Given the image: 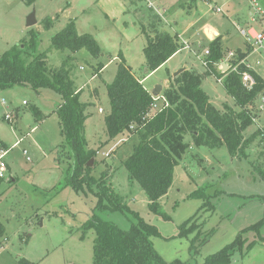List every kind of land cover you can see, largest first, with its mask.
Wrapping results in <instances>:
<instances>
[{"label": "rangeland", "instance_id": "1", "mask_svg": "<svg viewBox=\"0 0 264 264\" xmlns=\"http://www.w3.org/2000/svg\"><path fill=\"white\" fill-rule=\"evenodd\" d=\"M92 2L35 0L26 5L21 0H0V56L13 45L28 40L30 30L37 34V52L47 50L52 35L69 19L74 22L76 19L80 30L95 34V40L102 47L98 58H93L85 49L47 51L49 67L59 66L64 58L73 55L71 78L80 90V101L89 104L85 109L88 113L84 121L85 149L93 150L94 154L77 166V176L73 175L72 161L67 156L70 145L60 134L54 111L62 103L61 95L50 88L37 91L21 85L0 88V148L4 143L3 148L7 150L6 171L0 182V220L5 237L0 245V264H91L95 233L85 227L90 220L109 222L120 230H129L132 223L131 217L119 208L99 207V198L108 205L111 193L157 228L160 236H153L151 240L165 260L178 258L186 264H201L232 242L243 229L264 217V182L252 167V163L256 165L264 158V106L243 132L245 137L257 131L262 133L246 148V158L230 156L225 145L215 148L195 145L191 134H185L189 148L174 167L172 184L160 200L169 216L162 218L149 210L140 184L129 179L123 164L139 141L138 134L124 131L112 139L106 135L104 116L109 111L106 84L112 81L120 62L117 58L108 62L115 51L112 44H125L133 69L139 76L144 75L145 38L136 35L125 41L119 34L120 24L131 23V18L141 23H148L156 16L161 19L160 11L165 15V23L162 25L160 20L157 28L169 33L181 32V41L189 47L178 38L180 49L166 60L168 63L146 75L141 82L144 88L152 93L154 86L160 84L162 95L174 86L173 73L184 68L183 71L198 74L200 88L217 109L222 111L227 104L238 110L225 91L224 76L216 80L217 73L227 68L217 65L211 73L200 59L209 43L201 27L206 23L220 34H226L228 39L223 45V56H226L238 46L249 47L240 28L250 23L255 29L264 30V15L255 14V21H250L251 0H180L177 3L129 0L130 14L117 23L106 20ZM191 2L196 6L195 22L190 17L192 12L186 11L191 8ZM257 2L264 8V0ZM216 7L221 11L217 12ZM82 8H85L83 13ZM31 12L36 23L26 27ZM47 16H57L48 29L41 23ZM137 30L140 31L139 25ZM205 33L209 38L215 36L213 30L206 29ZM249 59L255 72L264 79V41L263 48L252 53ZM99 64L106 65L98 73ZM257 103L258 98H254L253 110ZM32 108L37 109L40 120H35ZM6 114L10 115L9 120ZM108 150V155H104ZM82 174L91 180H82ZM99 181L108 187L102 197L98 194ZM188 218H192L195 226L186 235L179 236V226ZM242 235L247 241L225 264H264V241L260 240L264 237V223L258 234L248 230Z\"/></svg>", "mask_w": 264, "mask_h": 264}, {"label": "trees", "instance_id": "2", "mask_svg": "<svg viewBox=\"0 0 264 264\" xmlns=\"http://www.w3.org/2000/svg\"><path fill=\"white\" fill-rule=\"evenodd\" d=\"M21 1L31 5L35 0ZM160 20L156 16L150 19L147 25L140 26L146 40L142 52L147 74L165 63L180 49L177 34L157 28ZM53 21L54 18L47 16L41 23L48 29ZM30 33L28 40L13 45L0 56V88L14 85L30 87L36 91L40 88H50L61 95L62 103L54 111L58 117L60 134L70 145L67 156L72 161L73 175L77 176V166L87 162L94 154L93 150L85 149L84 121L88 116L85 109L89 104L80 101V90L75 87L71 78L75 58L68 56L59 66L49 67L46 62L47 51L54 49L76 52L85 49L93 58H98L101 49L91 34L77 31L73 19L68 20L61 30L52 35L48 49L42 52H37L36 32L30 30ZM207 47L208 69L214 73V63L221 59L224 53L221 35L209 41ZM250 49H235L237 59L246 56ZM118 57L120 62L115 75L112 81L106 84L109 101V111L104 116L106 135L112 139L124 131L138 134L139 141L133 145L123 164L129 179L140 184L149 210L168 219L169 216L163 210L160 200L172 184L174 167L189 148L185 134H191L195 145L211 148L225 145L230 156L246 158V148H249L257 136H262V133L257 131L245 137L243 132L252 124V118H256L253 100L263 93L264 79L252 71L256 83L252 89L246 90L241 85L237 72L229 69L218 72L217 78L224 76L225 91L238 107V110H234L226 104L221 111L209 102L206 93L200 88L198 74L184 70L173 78L174 86L167 88L162 94L168 106L147 115L153 102L151 94L133 75L121 53ZM101 68L103 65L99 64V69ZM244 69L243 65L239 66L240 71ZM31 110L35 120H40L41 115L37 109ZM2 144L1 148L5 147L4 143ZM252 167L264 182V158L256 165L252 163ZM80 178L83 180L88 177L82 174ZM99 183L101 186L98 194L102 197L108 187L103 181ZM109 196L111 201L108 205L100 202L102 198H99V207L119 208L131 217L132 223L129 230H120L112 223L91 219L85 226L92 228L95 233L91 264H186L178 258L165 260L155 250L151 240L153 236H160L157 228L122 204L117 195L111 193ZM205 203L203 200L201 205L204 206ZM191 219L188 218L180 224L179 236L186 235L193 229L195 225L191 223ZM262 223L264 217L256 224L243 229L232 242L208 256L201 264L228 263L232 253L241 250L247 241L242 234L248 230L258 234ZM4 238V225L0 220V245ZM260 240L264 241V237H260ZM252 244L253 242L249 246Z\"/></svg>", "mask_w": 264, "mask_h": 264}, {"label": "built area", "instance_id": "3", "mask_svg": "<svg viewBox=\"0 0 264 264\" xmlns=\"http://www.w3.org/2000/svg\"><path fill=\"white\" fill-rule=\"evenodd\" d=\"M251 6L253 7V11L250 12V21H255V14L258 15H264V8L259 5L257 0H251ZM215 10L217 12H220L221 9L219 7H216ZM240 33L247 39L249 42V45L251 47V53H255L256 51L263 48V41H264V30H257L255 29L250 23H246L244 26L240 28ZM185 47H189L187 42H183ZM209 54L208 48L204 50V57L201 58V61L206 68H208V60L206 59L207 55ZM256 64L259 63L257 60L255 62ZM214 65L224 66L225 68L229 69V71L237 72L240 76V82L241 85L246 89L250 90L253 88V86L256 83V78L253 75L252 71L255 72V68L253 67L252 63L249 61L248 56H244L241 59L236 58V52L229 51L226 56H223L221 59H219ZM243 65L245 67L244 70L240 71L239 66ZM209 71V69H208ZM256 73V72H255ZM221 78V77H220ZM220 78L216 77L217 81H220ZM151 98L153 102L151 103L150 111L147 115L151 114V112L163 109L168 106V102L166 98L163 95H153L151 94ZM258 103L256 104V112L260 111L264 106V94L257 95ZM101 111V109H99ZM6 119H10V115H5ZM256 118H252L253 121H255ZM6 149L0 148V178L4 177V173L6 171V163L4 161V156L6 154ZM25 153V150H23ZM108 150L105 152L104 155H108Z\"/></svg>", "mask_w": 264, "mask_h": 264}, {"label": "crops", "instance_id": "4", "mask_svg": "<svg viewBox=\"0 0 264 264\" xmlns=\"http://www.w3.org/2000/svg\"><path fill=\"white\" fill-rule=\"evenodd\" d=\"M91 1H93L92 2V4L93 5H96L97 7H99V9H100V11H102V13H103V15H105L107 18H106V20L107 19H112V20H114L115 22H117V23H120V21L122 20V18L124 17V16H126L127 14H130V12H131V10L127 7V2L129 1V0H91ZM158 1V0H157ZM180 0H174V2L175 3H177V2H179ZM192 1V0H191ZM192 3V2H191ZM196 8V6L192 3V6H191V8H187L188 10H186L187 12H192L191 13V20H192V22H195L196 21V19H194V15H195V9ZM66 9H68V8H66ZM181 9L182 10H184V8L181 6ZM157 11H159L158 9H156ZM85 11V8H82V12L81 13H83ZM165 10L163 9V12H164ZM179 13H181L182 14V12H181V10H180V12ZM159 15H160V17H161V20H162V25L165 23V15L163 14V13H161L160 11H159ZM174 14L172 13V15L171 16H173ZM50 17V16H49ZM51 18H54V20L55 19H57V16H56V18H55V16L53 17V16H51ZM69 19V18H68ZM70 20V19H69ZM130 21H131V23H128V24H124V23H127V21H125L124 23H122V25L120 24V30H121V32L118 30V32H120L119 34H121L123 37H124V40L125 41H128L129 39H132L133 37H135L136 35H141L142 37L144 36L143 35V33H141V30L139 31V30H137V27H138V25H139V29H140V26L141 25H147V23H141V22H139V21H136V20H133L132 18L130 19ZM130 21H128V22H130ZM137 22V23H136ZM66 23H67V21H66ZM191 24V23H190ZM75 26H76V29H77V31L79 32V33H89V34H91L90 33V31H88V32H86V30H80L79 29V27H78V25H77V23H76V19H75ZM185 29V28H184ZM201 29H202V32L205 34V36H206V38L209 40V41H211L215 36H217V35H221V42H222V46L224 45H226V43H225V41L228 39L227 38V36H226V34H220V32L218 31V29H216L215 27H213L212 25H209V24H203L202 25V27H201ZM206 29H208V30H213L214 31V34H215V36H213V37H211V38H209L208 36H207V34L205 33V31H206ZM165 30V29H164ZM166 31V30H165ZM167 32H169V31H167ZM114 33V32H113ZM171 34H177V36H178V38L180 39V41H181V32H178L177 30H174V31H172V32H170ZM210 33V32H209ZM92 36H94V39H96V37H95V34H91ZM213 35V34H212ZM145 38V37H144ZM144 45L146 44V40L144 39ZM181 42H184V41H181ZM243 43V42H242ZM113 45V50H115L114 51V53L113 54H111L112 56L111 57H109V60H108V62H110L112 59L114 60L115 58H117V59H115V60H120L119 59V57H118V54L119 53H121L122 54V56H123V58H124V60H125V63L131 68V72L133 73V75L140 81V82H142L143 81V79L146 77V75H148L147 74V71H146V68H145V74L144 75H142V76H139V74H137L136 72H135V70L133 69V67H132V65H131V61H130V57H129V55H128V53H127V46L124 44V45H120V44H116V43H113L112 44ZM144 45H143V47H144ZM242 46V45H241ZM241 46H238V47H236L235 49H240V50H242V51H245V50H247L249 47H250V45H249V47L247 46V45H245V47L244 48H240ZM143 47H142V49H143ZM251 48V47H250ZM100 49H102V47L100 48ZM251 50L252 49H250V51L247 53V56H248V58H250V55L253 53H251ZM143 53V52H142ZM70 55V54H69ZM101 55H102V52H101ZM73 56V55H72ZM144 56V55H143ZM144 60H145V58H144ZM250 60V59H249ZM107 62V63H108ZM106 63V64H107ZM166 63H168V61L167 62H165V64ZM106 64H102L103 65V67L106 65ZM214 66H217V65H214ZM102 69V68H101ZM101 69H99L98 70V73L101 71ZM97 73V74H98ZM96 73H94L93 75H95ZM92 75V76H93ZM143 83V82H142ZM146 89V88H145ZM147 90V89H146ZM148 91V90H147ZM149 93H150V91H149ZM151 94V93H150Z\"/></svg>", "mask_w": 264, "mask_h": 264}, {"label": "water", "instance_id": "5", "mask_svg": "<svg viewBox=\"0 0 264 264\" xmlns=\"http://www.w3.org/2000/svg\"><path fill=\"white\" fill-rule=\"evenodd\" d=\"M35 23H36V19H35V16H34V12H31L28 15L27 19H26V27L33 26ZM183 69L184 68H180L177 71H175L173 73V77L176 76L177 74H179L181 71H183ZM160 89H161V85L160 84L155 85L154 88H153V92L151 94L158 95L159 92H160Z\"/></svg>", "mask_w": 264, "mask_h": 264}]
</instances>
